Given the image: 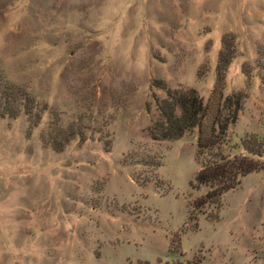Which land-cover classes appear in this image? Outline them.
<instances>
[{"label": "rangeland", "instance_id": "374dc122", "mask_svg": "<svg viewBox=\"0 0 264 264\" xmlns=\"http://www.w3.org/2000/svg\"><path fill=\"white\" fill-rule=\"evenodd\" d=\"M263 69L264 0H0V100L17 112L0 115V264H264V167L214 199L195 179L254 157ZM156 80L209 103L212 144L197 125L150 135ZM215 81L241 94L222 132Z\"/></svg>", "mask_w": 264, "mask_h": 264}, {"label": "trees", "instance_id": "16d2710c", "mask_svg": "<svg viewBox=\"0 0 264 264\" xmlns=\"http://www.w3.org/2000/svg\"><path fill=\"white\" fill-rule=\"evenodd\" d=\"M223 39L222 47L218 56V70L228 63L231 57L230 49H226ZM264 70V69H263ZM264 72V71H263ZM218 76V74H217ZM219 79L216 77V80ZM264 81V75L261 77ZM155 86L165 89V95L155 99L157 116L149 125V133L153 138H176L185 130L192 126H198L197 146L200 149L213 143L212 128H217L222 132L236 118L237 110L240 107L241 94L238 91L231 92L227 95L221 93V81H215L211 91V103L215 102V111L212 120V130L203 131L202 125L204 116L208 114V102L202 101L192 88L180 89L169 88L160 80L155 81ZM3 99L0 100V115L13 116L17 112L7 104L8 91L2 90ZM26 102L29 103L30 97L23 95ZM25 107V105H24ZM38 116V115H37ZM215 124V125H214ZM70 134V132H67ZM243 148L250 152L252 156L246 155H221L217 159L205 161L202 167L197 171L195 179L198 183L208 186L204 196L210 199L218 197L223 191L234 187L241 176L257 171L264 167V163L260 160L264 154V137L257 135H246L241 139ZM56 149H60L62 141L51 142ZM260 158V159H259Z\"/></svg>", "mask_w": 264, "mask_h": 264}]
</instances>
